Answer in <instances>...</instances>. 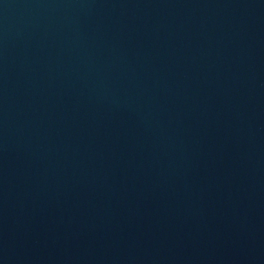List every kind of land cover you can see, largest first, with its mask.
<instances>
[{"label":"water","instance_id":"1","mask_svg":"<svg viewBox=\"0 0 264 264\" xmlns=\"http://www.w3.org/2000/svg\"><path fill=\"white\" fill-rule=\"evenodd\" d=\"M0 264H264V0H0Z\"/></svg>","mask_w":264,"mask_h":264}]
</instances>
